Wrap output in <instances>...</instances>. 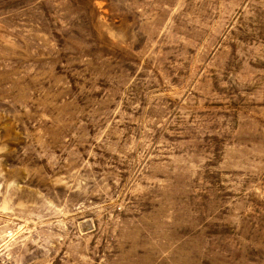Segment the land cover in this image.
Returning a JSON list of instances; mask_svg holds the SVG:
<instances>
[{
	"label": "rangeland",
	"instance_id": "rangeland-1",
	"mask_svg": "<svg viewBox=\"0 0 264 264\" xmlns=\"http://www.w3.org/2000/svg\"><path fill=\"white\" fill-rule=\"evenodd\" d=\"M0 264H264V0H0Z\"/></svg>",
	"mask_w": 264,
	"mask_h": 264
}]
</instances>
